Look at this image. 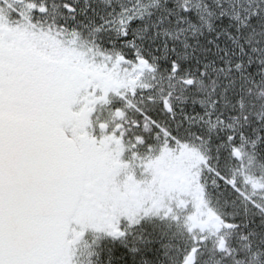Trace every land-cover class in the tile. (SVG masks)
<instances>
[{
	"label": "snow or ice",
	"instance_id": "obj_1",
	"mask_svg": "<svg viewBox=\"0 0 264 264\" xmlns=\"http://www.w3.org/2000/svg\"><path fill=\"white\" fill-rule=\"evenodd\" d=\"M0 264H264V0H0Z\"/></svg>",
	"mask_w": 264,
	"mask_h": 264
}]
</instances>
